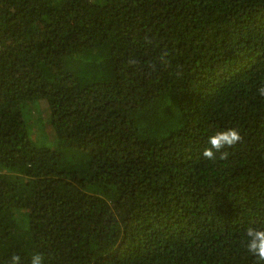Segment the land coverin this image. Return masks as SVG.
Instances as JSON below:
<instances>
[{
	"label": "trees",
	"instance_id": "trees-1",
	"mask_svg": "<svg viewBox=\"0 0 264 264\" xmlns=\"http://www.w3.org/2000/svg\"><path fill=\"white\" fill-rule=\"evenodd\" d=\"M260 87L264 0H0V264H256Z\"/></svg>",
	"mask_w": 264,
	"mask_h": 264
},
{
	"label": "clouds",
	"instance_id": "clouds-1",
	"mask_svg": "<svg viewBox=\"0 0 264 264\" xmlns=\"http://www.w3.org/2000/svg\"><path fill=\"white\" fill-rule=\"evenodd\" d=\"M258 92L260 96L264 97V87H260ZM241 140L242 136L239 130L235 128L217 131L208 138L209 147L203 150L202 155L205 159L215 160L216 154L219 153L220 159H227L228 152L224 151V149L232 148ZM245 235L247 253L255 258L256 264H264V228L248 227ZM11 264H22L20 255H13L11 257ZM30 264H44L43 254H33Z\"/></svg>",
	"mask_w": 264,
	"mask_h": 264
},
{
	"label": "rangeland",
	"instance_id": "rangeland-1",
	"mask_svg": "<svg viewBox=\"0 0 264 264\" xmlns=\"http://www.w3.org/2000/svg\"><path fill=\"white\" fill-rule=\"evenodd\" d=\"M47 116H48V115H47ZM46 130H47V128H46ZM48 131H49V127H48ZM49 132H50L49 135L52 136V135H53L52 131H49ZM34 135H35V138H36L39 142H45V143L48 144V145H56V144H57V141L55 140V142H54V139H51L50 142H49V141H47V140L45 139L44 136H41L40 134L35 133Z\"/></svg>",
	"mask_w": 264,
	"mask_h": 264
}]
</instances>
